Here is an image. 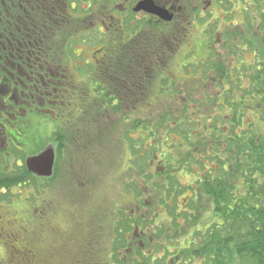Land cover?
Instances as JSON below:
<instances>
[{
  "label": "trees",
  "instance_id": "1",
  "mask_svg": "<svg viewBox=\"0 0 264 264\" xmlns=\"http://www.w3.org/2000/svg\"><path fill=\"white\" fill-rule=\"evenodd\" d=\"M250 1L257 6L261 17L256 24L251 16L246 19L248 33L258 28L260 34L258 41L254 36L247 38L254 47L263 48L256 61L249 64L240 61L242 67L235 68L234 61L213 56L216 39L213 31H207L209 39H204L202 45V61L191 63L197 68L194 72L202 71L196 83L201 92L199 97L191 96L195 89L185 91V84L179 87L182 80L184 83L195 76H182L175 82L170 73L163 76L169 86L166 105L159 106L156 99L161 97L153 96L152 91L159 89L161 74L153 72L154 65L144 68L143 61H115L113 69L119 79H136V108L145 109L147 119L139 116L127 123L129 115L122 111L123 125L105 127L100 139L95 141L96 147L84 136L87 128L82 123L84 119L75 120L74 141L66 145L68 153H75L74 163L87 165L94 161L87 153L91 154L97 147L108 150L112 165L121 163L119 154L123 153L130 174L123 182L127 192L131 193V186L136 187L137 198H142V188L154 192L151 208L137 222L144 229L146 224L153 225L158 241L155 239L156 249L148 256L139 251L137 264H264V0ZM19 2L28 6L33 21L41 18L53 23L55 17L58 29L63 27L66 9L75 10L78 3L77 0ZM2 4L0 0V10ZM148 25L159 26L155 22ZM128 28L133 29L130 24ZM116 86V81L111 79L105 89ZM121 86L131 88L130 84ZM165 90L161 88L160 93H166ZM212 91L217 93L211 94ZM105 98L106 105L114 106L115 110L135 105L133 98ZM212 109L219 112V117H211ZM117 129L119 138L113 143ZM132 131L140 133L137 139L131 136ZM175 136L182 142L172 140ZM146 140L151 142L148 146H144ZM59 141L66 143L62 138ZM111 143L115 144L113 149H109ZM157 155L163 163L152 170ZM26 170L27 180L31 173ZM182 173L195 176L194 180L185 184L180 179ZM16 179L10 178L9 182ZM3 183L0 180V186ZM186 191H191L192 196L183 208L178 196ZM203 201L207 205L203 206ZM159 207L164 213L160 214ZM123 216L128 217L129 213ZM159 251L161 255H157Z\"/></svg>",
  "mask_w": 264,
  "mask_h": 264
},
{
  "label": "flooded vegetation",
  "instance_id": "2",
  "mask_svg": "<svg viewBox=\"0 0 264 264\" xmlns=\"http://www.w3.org/2000/svg\"><path fill=\"white\" fill-rule=\"evenodd\" d=\"M19 1L23 0L18 2L3 0L0 10V180L4 181L0 186L3 197L0 198V251L5 250L0 264H73L74 256L77 257L75 247L78 245L81 247V244L82 254L93 256L98 250L107 251L111 257L116 258L114 264H137L139 258L137 259L135 255L139 256L141 251L144 256H148L153 252L156 244L153 241L154 226L149 223L144 229V226L141 227L137 222L139 216L146 214L150 205L147 198L146 200L137 198L134 193L136 204L133 207L128 206L123 209L122 205L118 206L120 212L116 209L117 214H113L115 217L111 220L112 227L110 221L105 222L111 212L106 213L103 218L95 215L91 221L84 223V232L87 236L81 241L80 231L78 236H75L73 222L68 226L60 224L67 222L66 213L61 208L55 207L52 201L50 203L47 201L49 189L42 184L53 187L59 178L64 176L67 185L63 187L72 189L69 183H72L73 176L81 175L88 179V184L84 183L83 187L78 189L91 197L96 192V182L88 178L87 172L81 173L79 170L74 172L75 153L72 151L68 153L69 147L67 148L66 145H69L71 140L74 141L72 127L77 124L75 120L78 118L84 119L82 123L84 127L87 126L84 136L92 144L96 139H100L104 133L102 130L108 125L117 128L123 125L121 116L109 121L113 114L120 112L121 115L122 111L127 112L129 108L128 123L136 121L138 97L135 89L136 79L134 77L119 79L121 77L114 73L113 62L143 61L144 68L155 64L156 73L161 74V79L158 80L157 86L160 91H152L153 96L155 94H159V97L166 96L169 86L164 83V75L169 76L171 73L175 82H179V77L175 76L172 69L168 74L166 73L167 67L172 61L173 66L180 67L174 61H185L188 55H195L196 49L190 40L191 49L184 52L182 59L176 58L174 54L177 55L179 49L183 47L185 36L182 37L181 30L173 33L172 28L164 32V29L172 26L179 16L177 0H153L156 5L173 14V19L170 21L145 10H135L136 5L142 0H104L108 2L109 11H103L101 13L103 15L98 16L104 23L105 31H101V25L98 30L100 35L107 37V43L111 40L117 43L111 46L113 53L109 50L111 47L107 48V45L97 50V52L101 51V57L94 55L91 60L95 73H89L88 81L81 86L78 83V87L73 73L68 69L73 58L69 55V47L62 50L66 58L60 59L61 51L59 46L57 47V38L61 30L57 27V19L54 17L53 23L45 22L41 18L33 21L31 13L29 14L27 10L28 6ZM65 14L63 20L69 19L73 13L66 9ZM106 18H110L108 25ZM128 19L130 22H126ZM149 22L158 23L159 26L148 25L149 27H146L148 29L144 30V24ZM129 24L133 29L128 28ZM203 43L200 45L202 46ZM111 79L116 81L117 86L105 89V85ZM129 84L130 89H122L121 85ZM161 88H165L166 93H160ZM112 96L133 98L135 105L124 106L123 110H115L114 106H107L105 101V97ZM116 102L114 100V103ZM70 106H74V109L68 111ZM48 114H51L52 118L49 119ZM57 116H62L65 121H55ZM29 120L32 122L31 126L28 124ZM116 122L119 124H115ZM47 126H50L49 134ZM134 133L137 132L132 131L131 136L137 139ZM60 138L66 143L62 144ZM29 142L45 144L30 156L40 154L48 147H52L55 152L54 170L51 176L42 177L30 172L36 181H39V185L33 188L27 181H21L22 177L29 176L26 170L28 169L26 159L29 155L25 163L23 159L25 156H21L25 154ZM77 149L80 150L79 146ZM92 153L87 155L91 157L96 154L94 151ZM63 160L66 165L64 169H60L59 163ZM10 178L20 179L9 182ZM102 183L104 184L99 182L98 186ZM27 185L31 189L27 190V195H22L23 188ZM127 194L129 195V192ZM100 204L105 205L103 201ZM127 213H129L128 217L123 216ZM143 219L146 221V218ZM11 242L14 243L11 245ZM76 264H79V261H76Z\"/></svg>",
  "mask_w": 264,
  "mask_h": 264
},
{
  "label": "rangeland",
  "instance_id": "3",
  "mask_svg": "<svg viewBox=\"0 0 264 264\" xmlns=\"http://www.w3.org/2000/svg\"><path fill=\"white\" fill-rule=\"evenodd\" d=\"M232 3H231V2ZM77 5L75 6V10L70 9V12L73 13L72 16L64 20L63 27L60 28V32H58V38H57V47L59 46L60 53V59L64 57L65 52L62 50L66 47H69V55H72L71 63L68 65V69L70 73H73L74 79L76 82V86L78 87V83L81 86L84 85L85 82L88 81V74H93L94 72V66H93V56L101 57V51H98L102 46L105 47L112 46V44L117 43L115 40H111L109 43L107 40V37L103 34L100 35L99 33V25H101V31H105V26L102 20H100V15L103 11H109L108 2L107 1H98L94 2V0H77ZM94 2V3H93ZM178 4L179 8V16L176 19V21L171 26H167L164 29V32H167L172 28L173 33L181 30L180 34L182 33V37L185 36V41L183 47L179 49L178 54H174L176 58L182 59L184 57V52L188 50L187 48L191 49L190 47V40L193 42V47L196 49V53L193 56L187 57L185 61H174L175 64L179 63L180 67L173 66V61L170 63V65L167 67L166 73L168 74L169 71L172 69L179 78L180 77H188V76H195V79H186L183 83V80L181 81L182 84L187 85L184 90H194L193 93H191V96L193 97H199L200 88L197 90V84L199 78H201V72H194L196 69L193 68V65L191 63L199 62L202 58V49L203 46L200 44L203 43L205 36L207 39H209L208 35L205 34L208 33L207 31L214 32L213 37L215 40V43L212 45L213 50L212 54L215 57L223 58L226 61H234L232 64L235 68L242 67L240 64V61L247 62L246 64L251 63L252 61H256V59L262 55L261 51L263 48H259L260 46L252 45L251 43L247 42V38L254 36L255 40L258 41L259 30L253 29L252 32L248 33L247 26H246V19H248L249 16L254 18L255 24L258 23L257 20H261L260 12L256 9L257 6H255L250 0H177L176 2ZM89 5V6H88ZM87 6L89 7V10L87 9ZM87 9V10H86ZM94 11V12H93ZM198 15L200 18H198ZM107 24L110 22V18H106ZM129 21L126 20V22ZM130 22V21H129ZM147 24H144V30H147L148 28ZM185 28V30H184ZM108 30V29H106ZM190 30V31H188ZM188 31V32H187ZM209 32V33H210ZM165 35V34H164ZM177 35H179L177 33ZM260 38V34H259ZM86 39V40H85ZM189 42V43H188ZM112 48V47H111ZM109 49L110 52L113 53V48ZM66 58V56L64 57ZM71 56L69 57V59ZM89 60V61H88ZM87 62H89L87 64ZM188 67L187 71L184 68L182 71V67L185 65ZM154 70L153 72H156V65L154 64ZM177 67V68H176ZM180 68V69H179ZM194 69V70H193ZM193 70V71H191ZM234 70V69H233ZM188 75V76H187ZM173 77V76H172ZM201 82V81H200ZM165 83V82H164ZM188 83V84H187ZM197 83V84H196ZM168 83H166V86ZM160 91V89H157V91ZM217 93L215 91H212L211 94ZM184 95V94H183ZM164 97L158 98L157 103H159V106L162 104L164 107L166 104L165 95H162ZM182 99V98H180ZM185 100V99H184ZM161 106V107H162ZM71 109H74V106H70L68 108V111ZM129 110V108H127ZM126 110V109H125ZM127 110V113L129 115V111ZM145 109H138L136 110V118L139 116L147 119L145 112H143ZM143 113H142V112ZM213 112V113H212ZM211 117L217 118L219 117V112L216 111V109H212ZM120 112H117L116 114H113L111 116V120H113L114 117H120ZM51 114H48V118L50 119ZM210 117V118H211ZM52 118V117H51ZM55 121L63 122L65 121L64 118L61 116H57V119ZM128 123V122H127ZM28 124L31 126L32 122L30 120L28 121ZM35 125H33L34 127ZM51 126V125H50ZM50 126H47V133H50ZM119 128V126H118ZM119 129H117L115 136H113L112 142L114 143L117 138H119ZM140 133H134L135 137H138ZM172 140L177 141L179 143L182 142V139L178 136H175ZM30 141V140H29ZM49 141V140H48ZM101 143H103V140H100ZM111 143L109 145V149H113V144ZM151 142L146 140V143L144 146H148ZM40 145V146H39ZM45 145V144H44ZM40 144H34L33 142H29L25 149V154L21 156H25L24 163L26 157L29 155H33L34 153L39 151L41 146H44ZM93 147H96V144L94 143ZM96 151V154L93 156H88L89 159H92L96 161H92L89 164L82 165L79 162L74 163L73 162V170L74 172L76 170H79L82 172L88 173V178L93 179L96 182V188L95 193L93 196H89L84 191H80L78 189L82 188L84 183L88 184V179L81 175H74L72 183H69L72 186V189H65L67 185V182L65 180L64 176H61L59 180L51 187H47V184H42L43 187L48 188L49 190L47 193L46 199L49 203L52 201L55 207L61 208L65 213L67 217V222H59L60 224H66V226L70 225L72 223L73 229H75V236H78V231H80L81 234H79L81 237V241L87 236L85 231V222H89L92 220V218L97 215V217L103 218L106 213H109L107 221L114 220L113 214H117L115 211L116 209L120 212L118 206L122 205L123 209H126L128 206L133 207L135 203L134 193L136 194L135 190L136 187H130L132 190L129 195L127 194L126 186L124 185V181L129 179L130 174L128 173V163H124V156L123 153H120L119 155H122V159H120L121 163H113L110 159H112V156L108 153V150L102 147H97L94 149V152ZM149 155V153H147ZM62 157V156H61ZM95 158V159H94ZM110 158V159H109ZM160 155L155 156L154 166L152 170H156L157 166H161L163 161H161ZM62 159V158H61ZM61 161L59 163L60 169H64L66 165ZM64 163V164H63ZM152 164V163H151ZM17 168V167H16ZM89 169V170H88ZM160 169V168H159ZM95 172V173H94ZM61 175H63L61 173ZM195 176H190L189 174L182 173L180 175V179L185 184L188 182H192L194 180ZM20 179V178H18ZM22 182L27 181V183L32 186H38L39 181L34 178L30 177L26 180V178L22 177ZM94 182V183H95ZM99 182H104L101 185L98 186ZM22 191V188H20ZM31 189L28 185L23 188V194L27 195V190ZM144 191L142 199L146 200L149 203L150 200L155 199L154 192L151 193L152 190L142 188ZM16 189H14L15 191ZM137 191V190H136ZM151 194V195H150ZM43 195H46L43 193ZM85 195V196H84ZM192 196L191 191H186L181 193L178 196V202H180L181 207H186L185 205L188 204V198ZM0 198L2 199V193H0ZM33 198V197H31ZM92 198V199H91ZM107 198L108 200H106ZM86 200V201H85ZM91 200V202H90ZM103 201L105 205H101L100 202ZM91 203V204H90ZM147 203V204H148ZM151 204V202H150ZM203 206L207 205V202L203 201L201 203ZM93 205V208H92ZM127 205V206H126ZM102 206V207H101ZM101 207V209H100ZM151 208L150 206H148ZM105 208L107 211H105ZM8 210H10L8 208ZM13 210H15V207H13ZM12 210V211H13ZM130 210V209H129ZM153 210V209H152ZM164 209H160L161 212L164 213ZM103 211V212H102ZM151 211V210H150ZM105 212V213H104ZM147 212V211H146ZM95 213V214H93ZM17 215V213H16ZM164 217L165 214H162ZM162 217V218H163ZM95 218V217H94ZM106 231V230H105ZM150 235H152L149 232ZM154 236V235H153ZM158 241V238L154 236V242L156 240ZM14 242H11L12 245ZM82 244L81 247L76 246L75 251L77 252V257L74 256L73 264H76V261H79V264H114L116 261L115 257H111L110 253L97 251L95 255L90 256L88 254H82ZM154 246H152L153 248ZM156 249V248H153ZM154 251V250H153ZM5 250L0 251V259L4 258ZM162 252L159 251L157 255H161ZM156 255V256H157ZM138 258L140 256L135 255ZM134 256V257H135Z\"/></svg>",
  "mask_w": 264,
  "mask_h": 264
},
{
  "label": "water",
  "instance_id": "4",
  "mask_svg": "<svg viewBox=\"0 0 264 264\" xmlns=\"http://www.w3.org/2000/svg\"><path fill=\"white\" fill-rule=\"evenodd\" d=\"M135 10H145L150 14H156L160 18L167 21L173 19V14L169 10L156 5L153 0L140 1V3L136 5ZM54 162V149L52 147H48L40 154L29 156L26 159V166L28 170L35 175L49 177L53 174Z\"/></svg>",
  "mask_w": 264,
  "mask_h": 264
}]
</instances>
